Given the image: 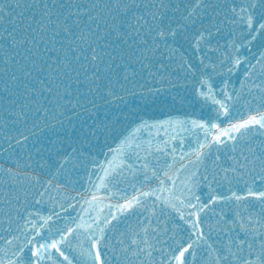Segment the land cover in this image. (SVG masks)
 Returning a JSON list of instances; mask_svg holds the SVG:
<instances>
[{
  "label": "snow or ice",
  "instance_id": "obj_1",
  "mask_svg": "<svg viewBox=\"0 0 264 264\" xmlns=\"http://www.w3.org/2000/svg\"><path fill=\"white\" fill-rule=\"evenodd\" d=\"M181 48L185 89L214 115L163 122L141 116L115 147L107 145L102 162L86 156L84 146L114 133L119 117L109 108L104 120L81 121L71 155L55 144L38 152L49 151V176L55 169L56 177H68L81 161L93 165L89 187L74 189L78 211L59 202L63 181L30 176L31 165L19 161L0 165V184L9 186L0 192V264H264V150L250 147L264 137V0H0V111L13 123L31 119L35 127L47 122L66 131L65 119L76 128L74 119L104 106L100 99L128 119L120 105L130 90L121 80L139 74L132 65L154 75L153 62L170 67L165 56L175 62ZM233 77H243L239 91L230 86ZM165 125L190 137L187 150L182 138L172 143L177 136L153 139ZM21 135L16 143L26 148L30 137ZM241 143L250 153H241L243 163L232 156L234 163L217 171V154L209 170L213 151L235 153ZM256 177L261 187L253 186ZM122 182L133 186L131 196ZM224 184L227 192L219 190ZM53 187L57 197L49 194ZM129 216L138 218L139 230L117 234Z\"/></svg>",
  "mask_w": 264,
  "mask_h": 264
},
{
  "label": "water",
  "instance_id": "obj_2",
  "mask_svg": "<svg viewBox=\"0 0 264 264\" xmlns=\"http://www.w3.org/2000/svg\"><path fill=\"white\" fill-rule=\"evenodd\" d=\"M83 2H86V0H83ZM173 2H175V0H173ZM214 2V1H213ZM221 3L224 2V0H220ZM228 38V32L225 31L224 35H223V39H221V44L224 43V40ZM184 49L181 48L179 52H182ZM108 51H111V49H108ZM166 57V56H165ZM164 58V62H165ZM155 64L156 68V63L155 61L153 62ZM177 64H174V68H162V73L159 74L157 72V70L153 69V71L156 74V78H159L160 76L162 77L163 72L166 71L170 77V79L172 81H162V80H158L154 82V84H150L148 85V75L146 74L148 71L144 70V71H140V65L139 64H134L132 65V68H134L136 70L137 73H139L138 75H136L134 78H131L129 81H123L121 80L122 84H126V85H130V84H135L131 88V91L127 93L126 97H125V103L120 105V109L123 111V113L125 115L131 114L130 116H142L143 119L145 120H149V122H162L164 121L165 117H161V115L163 113H157L159 111V108L164 107L166 111L170 110L171 114H175V115H180L183 114L185 112H187L190 108V101H191V95L188 91H186L185 89V82L183 80L184 79V73L182 71H180L177 67ZM131 71V68H130ZM145 75H147V77H145ZM243 79V77H233V84L240 90V80ZM219 80H221V78H217L216 82H218ZM157 82V83H156ZM146 85H148L147 87H145ZM159 89V91H157ZM145 90V91H144ZM238 90V91H239ZM133 91L135 92V94H133ZM145 93L146 95L151 93V95H148V99L147 102L142 101V103L140 104V100H141V93ZM175 97V99H174ZM97 101H101L100 99H97ZM165 102H167L168 104L165 105ZM103 104L102 102H98L97 105H101ZM155 109H157L156 111H154ZM81 112L83 113V110L81 109ZM85 113H83L82 115H84ZM139 114V115H137ZM69 116L75 117V113H69ZM82 115L79 117V119H74L73 123L77 126V128H79L81 121H83L82 119ZM117 117L122 116L120 114V110H118V115L116 113ZM182 116V115H181ZM86 117V121H89L87 116ZM180 117V116H179ZM14 117H9L7 116L4 112L0 111V157L2 155H6V160L9 162L13 159V157H15L16 153L20 152V145L17 146H9V141H13L16 138H20L22 139V133L26 134L30 137V140L25 141L24 143L26 145H28L29 143H33V145H35V148L38 149V151L42 150V149H47V150H51V148L48 145H44L43 141L44 138H48L49 136H51V134H54V132L56 130L59 129V127L56 128H52V127H47V122H43V126L42 127H35L31 121V119H29L28 124L25 125L24 121H19L17 123H13ZM187 120H191L189 117L186 118ZM5 121H7V124L5 125ZM52 124H56V120H51ZM139 123L135 124L133 127H131L128 132H127V127L121 123V119H119V122L116 124V131L114 133H110L106 136H100L98 141L105 143L106 145H112L113 147L116 146V144L119 142V139H122V133L124 135L128 134L131 130L135 129L138 126ZM65 127L69 128L67 126V120L65 119ZM153 133L156 132L155 129L152 130ZM35 133V134H33ZM142 135L144 136V138H148L147 132L142 133ZM177 132L174 130L172 131L169 135H168V139L171 136H176ZM159 135H154L153 139L158 138ZM187 138V136L185 137V139ZM76 140V139H75ZM74 140V141H75ZM184 147L187 149L188 148V144L186 143V140H184ZM92 144V143H91ZM88 144V145H91ZM177 145V143L175 144ZM261 146V145H260ZM250 147H252L250 145ZM249 148V145H248ZM43 151L42 154H44L48 164H51V158L49 156V151ZM61 151H67L68 154H71L72 149L69 148H65ZM84 151L85 154L87 156L88 153H91V158L93 160H100L103 157V153H107L108 148H106L104 151L100 152L99 150L96 149H92L90 148L87 149V147H84ZM238 151V152H237ZM249 152V151H248ZM260 150L257 148V153H259ZM56 153L53 152L52 155H55ZM219 154L221 159L219 162H217V168L216 170L219 171L220 167H229L231 166L234 161L232 159V156H235L238 160L241 161V163H243V160L241 159V152L239 150V148L237 147V150L235 153H233L231 151V148L229 147L227 150L222 149L219 153H216L215 151H213L212 153V158L208 160L207 162V166L209 168V170L211 171L212 167H213V160L215 158V156ZM244 155H250V153H243ZM159 155V154H157ZM61 160L64 159L63 156L59 157ZM85 161H81L79 166L76 168V172H75V178H74V174L69 170L68 173V177H70L71 181H72V187H68V177L61 175L59 177L55 176V169L52 170L53 175L49 176L48 174V170H47V166L45 167L46 170V174L47 177L45 179L40 178L42 181L47 182L49 179L52 180L53 185H56L57 183H59L60 181H63V187L60 189L59 191V202L60 203H68L70 202L73 194H76V199L79 200V193L77 191H75L74 189H81L82 183L84 182V179H86L85 173H86V169L92 170V173L95 171V168L93 167L92 164H87V166H85ZM201 173H203V168H201ZM222 175V173H221ZM95 179V177L93 178ZM226 185V184H224ZM215 185H213L214 187ZM2 189V190H1ZM84 189V187H83ZM0 190L1 192H7L9 191V186L8 184H0ZM200 191L204 194H206L208 192V185L206 183L201 184V188ZM51 196L53 197H57L58 196V192L57 189L55 187H53L52 189H50V193ZM58 206V205H57ZM61 212L63 215H67V213L63 212V209H61ZM68 212H70L73 215V209L69 208ZM45 214H47V210H45ZM229 216L231 215L230 213L228 214ZM74 216V215H73ZM206 221H208V223H212L213 225L216 222V218L213 217L211 219H209V217H204ZM213 239H216V234L213 233Z\"/></svg>",
  "mask_w": 264,
  "mask_h": 264
}]
</instances>
